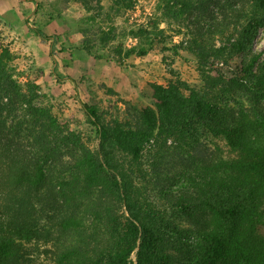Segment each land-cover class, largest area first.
Segmentation results:
<instances>
[{
  "label": "trees",
  "instance_id": "16d2710c",
  "mask_svg": "<svg viewBox=\"0 0 264 264\" xmlns=\"http://www.w3.org/2000/svg\"><path fill=\"white\" fill-rule=\"evenodd\" d=\"M75 1L93 11L91 20L101 12L100 0ZM135 1L110 0L116 11L129 10ZM161 3L174 20L204 13L207 5L205 0ZM210 18L236 30L231 58L244 66L245 83L230 82L264 104V71H252L260 54L250 52V43L264 29V0H230ZM145 34L140 30L134 37ZM196 50L203 59L218 53L204 41ZM149 51L138 45L124 55L143 57ZM11 60L7 46L0 45V264H264V235L258 227L264 202V112H243L222 124L212 120L216 105L193 88L150 83L151 104L133 121L105 124L95 107L82 105L99 144L95 152L81 146L73 170L51 144L56 119L32 107L37 96L27 98L16 85ZM204 81L215 87L225 79L207 76ZM5 99L28 105L37 127L30 132L10 128L4 118L12 110ZM199 126L212 130L224 147L215 144L197 162L190 156L193 171L173 175L162 173L160 157L152 185L156 202H141L128 167L136 165L145 143L183 139ZM73 184L102 193L111 239L95 255L82 254L78 241H70L83 221L75 208L79 194L69 192Z\"/></svg>",
  "mask_w": 264,
  "mask_h": 264
},
{
  "label": "rangeland",
  "instance_id": "374dc122",
  "mask_svg": "<svg viewBox=\"0 0 264 264\" xmlns=\"http://www.w3.org/2000/svg\"><path fill=\"white\" fill-rule=\"evenodd\" d=\"M205 1L206 12L174 20L164 14L161 0H136L126 11H116L110 0H100L101 12L91 20L93 11L86 12L75 0H0V45L7 46L11 53L12 79L27 98L36 94L33 108L46 109L56 119L51 144L58 149L65 167L76 169L81 146L95 152L99 144L83 104L95 107L105 124L133 121L143 107L151 104L150 83L181 82L193 88L216 105L212 120L222 124L243 112H264L263 102L230 82L245 83L244 66L231 58L236 30L221 28L219 18H210L230 0ZM140 30L146 34L139 40L134 34ZM202 41L218 53L201 58L196 45ZM138 45L150 47L148 54L124 55ZM250 45L254 56L260 54L252 71L261 74L264 29L258 30L256 41ZM207 76H222L225 82L212 87L204 81ZM3 102L7 110H12L4 118L10 128L30 132L37 127L38 120L32 117L28 105L9 99ZM183 139H150L136 165L128 167L141 202H156L152 185L160 157L165 161L162 173L173 175L193 171L190 156L197 162L213 151L215 144L224 147L205 126ZM69 192L79 194L75 208L83 216L80 233L70 241H78L82 254L95 255L111 239L101 190L73 184ZM258 227L264 235V202Z\"/></svg>",
  "mask_w": 264,
  "mask_h": 264
}]
</instances>
